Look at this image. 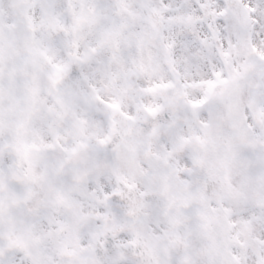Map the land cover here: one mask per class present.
Returning a JSON list of instances; mask_svg holds the SVG:
<instances>
[{
  "label": "snow or ice",
  "instance_id": "6c2138e0",
  "mask_svg": "<svg viewBox=\"0 0 264 264\" xmlns=\"http://www.w3.org/2000/svg\"><path fill=\"white\" fill-rule=\"evenodd\" d=\"M0 264H264V0H0Z\"/></svg>",
  "mask_w": 264,
  "mask_h": 264
}]
</instances>
